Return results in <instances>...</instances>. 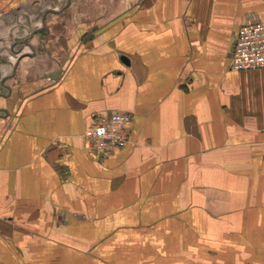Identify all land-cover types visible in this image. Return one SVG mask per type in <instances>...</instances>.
Instances as JSON below:
<instances>
[{
  "label": "crops",
  "instance_id": "crops-1",
  "mask_svg": "<svg viewBox=\"0 0 264 264\" xmlns=\"http://www.w3.org/2000/svg\"><path fill=\"white\" fill-rule=\"evenodd\" d=\"M257 22L264 0H0V264H264V69L230 68Z\"/></svg>",
  "mask_w": 264,
  "mask_h": 264
},
{
  "label": "built area",
  "instance_id": "built-area-1",
  "mask_svg": "<svg viewBox=\"0 0 264 264\" xmlns=\"http://www.w3.org/2000/svg\"><path fill=\"white\" fill-rule=\"evenodd\" d=\"M230 68L234 71L264 69V25H243L236 36ZM131 116L125 113H109L97 116L84 132L91 153L107 158L115 150L123 148L129 138Z\"/></svg>",
  "mask_w": 264,
  "mask_h": 264
},
{
  "label": "water",
  "instance_id": "water-1",
  "mask_svg": "<svg viewBox=\"0 0 264 264\" xmlns=\"http://www.w3.org/2000/svg\"><path fill=\"white\" fill-rule=\"evenodd\" d=\"M124 58H122V60H123ZM123 61H125V60H123Z\"/></svg>",
  "mask_w": 264,
  "mask_h": 264
}]
</instances>
